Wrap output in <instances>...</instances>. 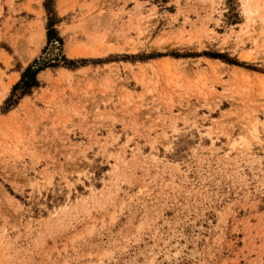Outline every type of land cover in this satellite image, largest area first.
Listing matches in <instances>:
<instances>
[{"label": "rangeland", "instance_id": "374dc122", "mask_svg": "<svg viewBox=\"0 0 264 264\" xmlns=\"http://www.w3.org/2000/svg\"><path fill=\"white\" fill-rule=\"evenodd\" d=\"M44 2L0 0V264H264V0Z\"/></svg>", "mask_w": 264, "mask_h": 264}, {"label": "trees", "instance_id": "16d2710c", "mask_svg": "<svg viewBox=\"0 0 264 264\" xmlns=\"http://www.w3.org/2000/svg\"><path fill=\"white\" fill-rule=\"evenodd\" d=\"M49 1L45 0L44 6L48 13L50 12L49 7ZM51 24L48 25V31H47V39L50 41L52 38L57 39L59 42L61 41V38L56 36H53V31L49 29ZM212 58H220L224 61H227L231 64L238 65L239 63L236 60L226 58L222 54H209ZM65 59V58H64ZM68 63H71V60H66ZM36 63H38L36 60L33 61V63L27 65L21 72L20 79L18 82H16L13 87L10 96L5 101V107L3 108V111H7L9 108L14 106V104L17 103V98H20L24 94H28L33 87L38 86V80H37V73L42 68L41 65L36 66ZM43 66V65H42ZM16 91L18 93L16 94ZM18 95V96H17ZM15 96V97H14ZM17 96V97H16Z\"/></svg>", "mask_w": 264, "mask_h": 264}]
</instances>
